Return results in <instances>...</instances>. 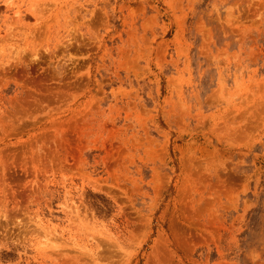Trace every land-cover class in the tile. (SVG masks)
I'll return each instance as SVG.
<instances>
[{
    "label": "rangeland",
    "instance_id": "rangeland-1",
    "mask_svg": "<svg viewBox=\"0 0 264 264\" xmlns=\"http://www.w3.org/2000/svg\"><path fill=\"white\" fill-rule=\"evenodd\" d=\"M0 264H264V0H0Z\"/></svg>",
    "mask_w": 264,
    "mask_h": 264
}]
</instances>
